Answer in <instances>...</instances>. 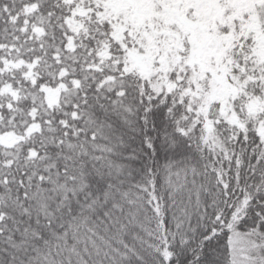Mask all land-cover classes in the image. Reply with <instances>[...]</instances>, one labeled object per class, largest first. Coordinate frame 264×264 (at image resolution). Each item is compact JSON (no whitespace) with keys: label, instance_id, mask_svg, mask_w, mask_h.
<instances>
[{"label":"snow or ice","instance_id":"6c2138e0","mask_svg":"<svg viewBox=\"0 0 264 264\" xmlns=\"http://www.w3.org/2000/svg\"><path fill=\"white\" fill-rule=\"evenodd\" d=\"M0 264H264V0H0Z\"/></svg>","mask_w":264,"mask_h":264}]
</instances>
